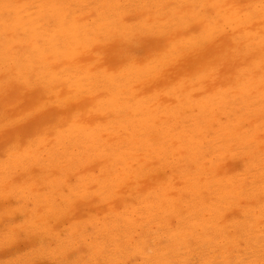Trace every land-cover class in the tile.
Returning a JSON list of instances; mask_svg holds the SVG:
<instances>
[{
    "label": "bare ground",
    "instance_id": "1",
    "mask_svg": "<svg viewBox=\"0 0 264 264\" xmlns=\"http://www.w3.org/2000/svg\"><path fill=\"white\" fill-rule=\"evenodd\" d=\"M10 213L0 264H264V0H0Z\"/></svg>",
    "mask_w": 264,
    "mask_h": 264
},
{
    "label": "rangeland",
    "instance_id": "2",
    "mask_svg": "<svg viewBox=\"0 0 264 264\" xmlns=\"http://www.w3.org/2000/svg\"><path fill=\"white\" fill-rule=\"evenodd\" d=\"M22 175H24L23 173H21ZM54 192V198H55V200H56V197H57V201H56V203L57 204H59L58 202H59V199L60 198H58V197H60L59 195H60V193H59V190H54L53 191ZM56 192V193H55ZM14 199V197L12 198V199H10L11 201ZM9 200V201H10ZM16 199H14V201H15ZM7 201V203L6 204H8V200H6ZM5 201V202H6ZM14 201H13V204H15V205H17V203L19 204V202L16 200V202L14 203ZM23 202V203H22ZM21 203V205H17L16 207H17V209H16V207L13 205L12 207H13V209L16 211L15 213L17 214V216H19L18 214H23V215H21L22 217H24V216H26V214H27V210L28 209H30V205H28L29 203L28 202H24V201H22ZM10 203V202H9ZM26 203H28V204H26ZM25 204V206H22V205H24ZM11 205H12V202H11ZM27 205L29 206V207H27ZM60 205V204H59ZM19 206L21 207H25L24 208V210H23V208L21 207V208H19ZM48 207V206H47ZM19 210V211H18ZM21 210V211H20ZM23 210V211H22ZM18 212H21V213H18ZM12 214V215H11ZM14 213H10V215L9 214H7V215H3V216H5V217H2L1 216V218H0V224L2 225H4L6 222V220L8 219V218H11L10 216H12V217H14L15 215H13ZM53 218V222H52V219ZM5 219V220H4ZM48 219V220H47ZM47 219H46V221H47V226H50L51 227V224H54L55 223V218H54V216H52L51 217V214H49V217H48V214H47ZM2 221H4V222H2ZM51 221V223H49ZM1 225H0V228H1ZM100 225V224H99ZM108 225V224H107ZM101 227V226H100ZM99 227V228H100ZM46 227H44L43 228V231H46V229H45ZM62 230L65 228L63 225H62ZM61 228H59V230L57 229V230H55L54 232L56 233L57 231H60L61 230ZM92 230H94V231H92V233L94 232V234L93 235H97L98 236V234H99V232H100V229H98V228H93ZM99 230V231H98ZM95 231H96V233H95ZM98 231V232H97ZM231 232H233V231H231ZM230 232V233H231ZM27 232L25 231L24 232V234H26ZM28 234V233H27ZM35 234H37L36 232H35ZM45 234V236H46V238H48V240H49V237H50V235L49 234H47V233H44ZM33 233H29V235H26V237L24 236V237H22L23 239H26V242L28 243V241H29V243H30V241H32V239H33V241L35 240L36 241V239H37V237L36 236H38V234L37 235H34ZM48 235V236H47ZM100 235V234H99ZM30 238H29V237ZM32 236H33V238H32ZM61 236V235H60ZM96 236V237H97ZM101 236V235H100ZM100 236H98V238L100 237ZM36 237V238H35ZM22 238H19L18 240H19V245L21 244L23 247H24V241L25 240H23ZM29 238V239H28ZM40 236H38V241L40 240ZM18 240L16 241V243L18 244ZM99 240H101L100 238H99ZM23 241V242H22ZM34 241V242H35ZM50 241H52L53 242V240H50ZM110 241V242H109ZM109 241H107L108 243H109V247H111V251H108V249H107V252H106V254H105V256H107V258H105V260H107V261H109L110 260V258H112L111 259V262H110V264H140V262L141 261H143L142 260V257H140L139 255H137V254H135V255H132L130 258H125V259H123V257L121 256L120 258H117L118 256H119V253H118V248L116 249L115 247H114V245H113V242H111V240H109ZM4 242V246H2L1 244ZM106 242V243H107ZM1 244H0V249L2 248V250H0V252L1 251H3V249L6 247H8V246H10L11 245V247L12 246H14L16 243H13L14 245H12V243H7L6 241H2V242H0ZM5 243H7L6 245H5ZM23 243V244H22ZM10 244V245H9ZM32 245V246H31ZM49 244H47V246H48ZM54 246H55V243L53 244ZM53 245H50L49 247H46V251H49V252H51V250H53L54 249V247H52ZM28 246V244L25 246V248L23 249V251L25 250V249H27L28 248V250H25V252H27V251H30V250H36L37 252L39 251L38 249H37V247H35V246H37V245H33V242L32 243H30L29 244V246L30 247H32V248H30L29 249V246ZM34 246V247H33ZM15 248H16V246H14ZM27 247V248H26ZM73 247V246H72ZM5 248V249H6ZM51 248V249H50ZM114 248V249H113ZM4 249V251H7V250H5ZM48 249H50V250H48ZM83 248H81V250H82ZM113 250V251H112ZM115 250H117V252L115 251ZM21 251H22V249H21ZM49 252H47V255H45L44 257H36V254H34L35 256H34V259L35 260H32V263L31 264H35V263H37V264H58V260H59V258L58 259H56V258H53V253L51 252V254L49 253ZM93 252V251H92ZM109 252H110V254H109ZM90 253V252H89ZM89 253L87 252V254L85 253L84 255H83V257H81V258H83V259H79V261H74V259H73V256H72V260L71 259H69V260H71V264H104V259L102 258H100L98 261H90L88 258H89ZM2 254V255H1ZM109 254V255H108ZM0 257H2L3 256V253H0ZM5 255V254H4ZM51 255V256H50ZM50 257V258H46V257ZM88 256V257H87ZM112 256V257H111ZM9 258V257H8ZM8 258H6L5 256L4 257H2L1 259H0V261H2V262H5V261H7L8 260ZM42 258V259H41ZM114 258V259H113ZM117 258V259H116ZM7 259V260H6ZM52 259V260H51ZM237 259V258H236ZM82 260V261H81ZM47 261V262H46ZM56 261V262H55ZM240 261V260H239ZM52 262V263H51ZM62 262V261H61ZM60 262V263H61ZM65 262V261H64ZM64 262H62L63 264H64ZM139 262V263H138ZM59 263V264H60ZM66 263V262H65ZM70 263V262H69ZM16 264H18V262L16 263ZM66 264H68V262L66 263ZM172 264H174V263H172ZM231 264H235V262H233L232 261V263Z\"/></svg>",
    "mask_w": 264,
    "mask_h": 264
}]
</instances>
